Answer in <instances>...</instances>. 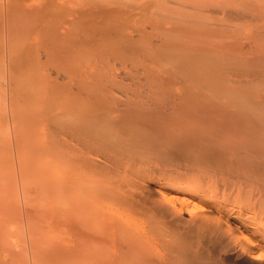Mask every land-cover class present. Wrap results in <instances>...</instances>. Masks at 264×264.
Returning a JSON list of instances; mask_svg holds the SVG:
<instances>
[{
	"label": "bare ground",
	"instance_id": "1",
	"mask_svg": "<svg viewBox=\"0 0 264 264\" xmlns=\"http://www.w3.org/2000/svg\"><path fill=\"white\" fill-rule=\"evenodd\" d=\"M0 40L8 124L54 182L31 264H264V0H6Z\"/></svg>",
	"mask_w": 264,
	"mask_h": 264
},
{
	"label": "rangeland",
	"instance_id": "2",
	"mask_svg": "<svg viewBox=\"0 0 264 264\" xmlns=\"http://www.w3.org/2000/svg\"><path fill=\"white\" fill-rule=\"evenodd\" d=\"M5 2H6V0H1L0 1V4H5ZM4 42H2L1 40H0V58L2 59V56H1V54H2V52H1V49H2V44H3ZM0 59V60H1ZM5 63V62H4ZM0 126H1V129H0V170H1V168H2V171H0V176L2 177L3 175L2 174H5L6 175V178H5V175H4V177L3 178H5L4 180L3 179H1V177H0V190L1 191H3L4 192V194H2L1 193V191H0V193L2 194V197H1V195H0V232H2L3 230H2V228L1 227H3V228H5L4 229V231L2 232V233H6L7 235H9L10 237L8 238V241L11 243H13L12 245H14L13 247V249H11L12 248V246H11V248L9 247H7L8 245L6 244V248L10 251V249H11V251L12 250H14V252H17V253H19V250H20V255H22L23 254V261H24V264L26 263L27 264V262H30V263H28V264H31V257H30V249H31V245L30 244H28L27 243V233H29V230L31 229V228H36L37 230V232H39V231H42V230H40L41 228L39 227V226H35V227H31L30 226V229L29 230H27L28 229V224H29V220L28 219H30V215H28L29 214V212H31V210H34V208H35V211L33 212H31L30 214L32 215H36L37 214V211H39V209H43V210H52V208H53V198L51 199V196H52V193H53V188H54V182H53V180L51 179V175H52V173H51V168H49L48 166H44V165H41L40 163H41V160H42V154L40 155V156H34V153L31 151V153H30V151H29V149L27 150V149H25V148H23V149H21L20 148V146H19V144L18 143H20V141H21V138L17 135V134H14V132L13 131H11V128H10V126L11 125H9V124H11V121H12V114L13 113H11L10 115H9V110H11L10 109V107H12L13 105L11 104V102H9L8 101V97H6L5 96V92H6V83H7V80H8V77H7V74H8V71H7V69L6 68H2V62L0 63ZM7 78V79H6ZM19 78V77H18ZM16 79L14 82H15V85L13 84V86L15 87V88H18V86H19V84H22L21 83V81L20 80H22L23 81V75H20V78L19 79ZM17 80L19 81V82H17ZM5 81V82H4ZM4 94V95H3ZM2 95H3V97H2ZM7 95V94H6ZM8 96V95H7ZM5 97V98H4ZM4 100H5V102H4ZM2 102H3V104H2ZM8 103V104H7ZM9 104L10 105H12V106H9ZM14 108V107H13ZM5 110V111H4ZM27 110V111H26ZM25 110V112H28L29 113V116H30V110H28V109H26ZM13 111V110H12ZM24 112V113H25ZM4 113H5V115H4ZM2 114H3V116H2ZM25 115H27V114H25ZM9 116H11L10 117V120H9ZM28 117V116H27ZM14 119V118H13ZM9 123V124H8ZM8 125H9V127H8ZM6 127H8V128H10V130H8ZM20 138L19 140H18V142H16L15 143V139H17V138ZM11 145V146H10ZM20 145H21V143H20ZM10 146V147H9ZM19 147V148H18ZM10 148V149H9ZM17 148H18V151L20 150V152H21V154H20V152H18V154H20V155H22V151L21 150H27V152L26 153H23V154H25V155H23V156H26L30 161H31V159H34V157H36V159L37 160H40L39 161V164H38V161L37 160H35L34 159V161L37 163V165L38 166H36V168L38 167V168H40L41 169V172L39 173V171H40V169H38V171H37V175H38V177H37V175H36V172H34V169L30 172V168H31V165L29 166V167H27L28 169H26V170H28V172L25 170V168H26V166H27V164H25L26 162H27V158H20V156H18L17 155V153H16V150H17ZM11 150V151H10ZM30 154V155H29ZM10 156L12 157V158H10ZM21 159V160H23V162H25L24 160H26V162L24 163V165L22 164L23 162L22 161H19L20 159L18 158V157ZM38 157V158H37ZM19 160H18V159ZM4 159V160H3ZM9 159H11V161L9 160ZM13 159V160H12ZM6 160H8V162L6 161ZM28 160V161H29ZM21 162L20 163V165H19V162ZM29 161V162H30ZM33 162V161H32ZM31 162V163H32ZM35 162H33V164L35 163ZM21 164H22V166H21ZM26 165V166H25ZM36 165V164H35ZM5 166V167H4ZM24 166H25V168H24ZM40 166V167H39ZM4 167V168H3ZM7 167V172L6 173H4L6 170H5V168ZM22 167H23V169H22ZM35 167V166H34ZM36 168H35V171H36ZM10 169V170H9ZM32 169V168H31ZM42 169H43V171H42ZM13 170V171H12ZM25 170V171H24ZM4 171V172H3ZM21 171H22V176H24V178L25 177H27V176H30V177H28L29 178V180L30 181H28V178H26V180L28 181H24L23 183L26 185L27 184V186H28V188L25 186L24 187V189L25 188H27L28 189V191H23V188H22V184H21V179L20 178H22L23 179V177L20 175V173H21ZM33 172V173H32ZM26 174L27 176H25L24 174ZM29 173V174H28ZM39 173V174H38ZM12 174V175H11ZM7 176L9 177V178H7ZM21 176V177H20ZM41 176L43 177V178H41ZM44 176L46 177V178H44ZM49 177V178H48ZM37 179H38V183H37ZM40 179H44L45 180V182H43L42 183V180H40ZM50 179V180H49ZM48 181V182H47ZM1 182H2V184H1ZM41 182V183H40ZM39 183L40 184H42V185H39ZM44 183H45V185H49V186H46L45 188H46V190H48V188H49V192L47 193V194H49V196L47 195V194H45V195H47V197H49V201H47L46 203L48 204V202H49V204H48V206H47V204H45V206H42V205H44V204H42L41 205V207L42 208H39V205L41 204V201H40V199H42V198H39V196L41 195V193L43 192L42 190H41V188L43 187V190H44ZM49 183V184H48ZM3 184H4V186H3ZM6 184V185H5ZM7 185H9L8 187H7ZM41 186V187H40ZM3 187V188H2ZM48 187V188H47ZM39 188H40V190L42 191V192H40V190H39ZM26 189V190H27ZM27 192L26 194L27 195H24L23 194V192ZM45 191V190H44ZM40 192V193H39ZM31 193V194H30ZM44 193V192H43ZM46 193V192H45ZM23 195H24V198H23ZM29 196V197H28ZM24 199V200H23ZM38 199H39V201H40V203H39V201H38ZM23 200V201H22ZM28 200V201H27ZM35 200V201H34ZM20 201V202H19ZM34 201V202H33ZM42 201H44V199H42ZM46 201V200H45ZM33 203V204H32ZM36 203V205L35 206H33L34 204ZM5 205V206H4ZM32 206L34 207V208H32ZM3 207V208H2ZM29 216V217H28ZM26 219V220H25ZM26 221H28V222H26ZM28 223V224H27ZM32 223V222H31ZM21 225V226H20ZM23 225V226H22ZM25 226H26V228H25ZM22 227V228H21ZM18 228V229H17ZM24 228V229H23ZM40 228V229H39ZM20 229H22L21 230V232H23L24 234H23V236L25 237V244L24 245H30L29 246V248L27 247H24V249H25V251L28 249V251H27V253H28V255L27 256H29V258H25V256H26V254L27 253H23L21 250L23 249V246L21 247L20 245H23V243L24 242H21L22 244H20L19 245V243H20V241H22V240H20L19 241V239L20 238H18L17 236H21L22 237V233L21 232H19L20 231ZM37 232H36V234H37ZM33 234H34V232H32ZM42 235H44L43 237H44V239H47L46 241L48 242H44V244H43V242L41 243V247H39L38 248V252H39V254L40 255H49V254H51L52 253V249H53V238H52V234L50 233L49 235H47V234H42ZM40 233H38L37 234V236H35L36 237V240H40L41 239V241L42 240H44V239H42V238H40L39 239V237H41L42 236ZM41 241H39V242H41ZM45 241V240H44ZM49 242H50V244H49ZM8 243V242H7ZM14 243H16V244H14ZM27 243V244H26ZM46 244H47V246H46ZM49 244V245H48ZM21 247V249L19 248V246ZM10 246V245H9ZM15 247H18V248H16V250H15ZM42 247H44V249L42 248ZM24 249H23V251H24ZM43 249V250H42ZM8 250H7V252L6 251H4V254H8ZM45 250H46V254H44V252H45ZM44 251V252H43ZM25 255V256H24ZM26 256V257H27ZM8 260H9V258H8ZM27 261V262H26ZM8 264H10V262L8 263Z\"/></svg>",
	"mask_w": 264,
	"mask_h": 264
}]
</instances>
